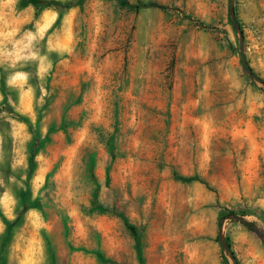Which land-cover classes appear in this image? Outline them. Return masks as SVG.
Listing matches in <instances>:
<instances>
[{"label":"rangeland","instance_id":"1","mask_svg":"<svg viewBox=\"0 0 264 264\" xmlns=\"http://www.w3.org/2000/svg\"><path fill=\"white\" fill-rule=\"evenodd\" d=\"M127 1L0 0L3 264H233L220 227L264 264V87L229 0ZM233 8L264 80V0Z\"/></svg>","mask_w":264,"mask_h":264},{"label":"water","instance_id":"2","mask_svg":"<svg viewBox=\"0 0 264 264\" xmlns=\"http://www.w3.org/2000/svg\"><path fill=\"white\" fill-rule=\"evenodd\" d=\"M228 12H229V16H230V20L232 22V25L238 34L240 62H241L242 69L252 82H255V83L261 85L262 87H264V80H262L260 77H258L254 73V71L251 69V67L249 66V64L247 62L245 52H244L243 34H242V30H241V28L237 22V19L235 17L234 8H233V0H229V2H228ZM226 218L229 220L239 221V222L245 224L246 226H248L250 228L253 227V226H250L249 222L245 221L242 217H239L237 215H228ZM221 231H222V229L220 227L219 228V245H220V248L229 257V259L232 261L233 264H239L237 262L235 256L233 255V253L230 251L229 246L227 245L226 239L222 236ZM254 232L256 233L258 238L262 241V243H264V231H261L259 229H254Z\"/></svg>","mask_w":264,"mask_h":264},{"label":"trees","instance_id":"3","mask_svg":"<svg viewBox=\"0 0 264 264\" xmlns=\"http://www.w3.org/2000/svg\"><path fill=\"white\" fill-rule=\"evenodd\" d=\"M120 4H122V5H126V6H130L129 5V3H128V1L127 0H117ZM52 1H43L42 3H41V7H50L51 5H52ZM8 112L10 113V114H13L12 113V110L10 109V108H8ZM38 146V145H37ZM37 146H34V148H32V150H31V153H30V157H29V169H30V171L33 169V166H34V156H35V153H36V150H37ZM27 210V206L26 205H24L23 206V209L21 210V212H20V215L14 220V221H12V222H5V224H6V226H7V238H8V236H9V234H10V230H11V228L12 227H14L19 221H20V218H21V215L23 214V212L24 211H26ZM250 224V226H253V224L252 223H249ZM221 224L219 223V226H220ZM128 228L132 231V233L136 236V234L134 233V229H133V227H131V226H129L128 225ZM6 238V239H7ZM6 241V240H5ZM0 264H3V259H2V257L0 256Z\"/></svg>","mask_w":264,"mask_h":264}]
</instances>
